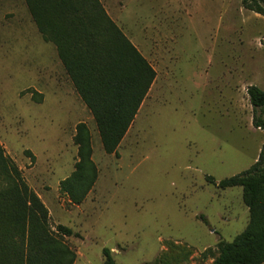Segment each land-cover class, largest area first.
<instances>
[{
	"label": "rangeland",
	"instance_id": "obj_1",
	"mask_svg": "<svg viewBox=\"0 0 264 264\" xmlns=\"http://www.w3.org/2000/svg\"><path fill=\"white\" fill-rule=\"evenodd\" d=\"M155 2L161 16L135 37L155 78L116 153L106 154L65 77L43 75L36 32L26 43L12 2L0 0V145L46 208L50 229L72 231L62 241L73 264H102L103 248L116 264H212L218 241L249 224L241 189L219 190L205 177L248 169L264 142L246 94L248 86L264 91V17L242 0ZM79 123L97 178L73 205L58 185L74 170Z\"/></svg>",
	"mask_w": 264,
	"mask_h": 264
},
{
	"label": "trees",
	"instance_id": "obj_2",
	"mask_svg": "<svg viewBox=\"0 0 264 264\" xmlns=\"http://www.w3.org/2000/svg\"><path fill=\"white\" fill-rule=\"evenodd\" d=\"M23 2L46 41L50 37L44 36L42 26L48 22L49 10L58 16L62 14L59 11L78 7L75 5L91 4L96 5L106 21L114 40L106 53L98 51L89 59L76 61L74 70L62 55L61 60L77 95L95 122L102 150L115 154L154 81V70L105 16L97 0ZM242 6L264 17V0H242ZM261 45L264 47V39ZM246 94L253 109L252 125L264 132V91L248 86ZM75 130L77 161L72 173L59 182L58 190L73 205H79L92 189L97 170L91 160L90 137L85 124L79 123ZM205 181L219 190L240 188L250 218L246 229L232 241H218V255L212 264H264V142L257 160L248 169L217 182L206 176ZM200 219L208 224L203 217ZM71 235L72 231L63 225H57L54 231L50 229L46 208L0 145V264H73L75 255L62 241ZM102 256V264H116L107 248L102 249Z\"/></svg>",
	"mask_w": 264,
	"mask_h": 264
},
{
	"label": "crops",
	"instance_id": "obj_3",
	"mask_svg": "<svg viewBox=\"0 0 264 264\" xmlns=\"http://www.w3.org/2000/svg\"><path fill=\"white\" fill-rule=\"evenodd\" d=\"M10 1L12 2L11 7H13L12 11L14 13L12 20L14 19L16 25L18 24L19 27L25 29L26 36L24 37L27 39L26 43H30L29 39L33 42L34 33L36 32V39L40 45L42 44L41 59L43 61V75L45 74L49 77L55 74L56 76L65 77L67 82L65 85L68 87L70 84L74 90L75 88L69 74L62 63L61 55L64 60L66 59L68 65H71L72 70H74L73 67L76 61L89 59L92 53L98 51L106 53L109 45H113L114 43L111 37L112 32L107 28L106 21L99 11H97L96 5H75L78 7L59 11L62 14H58V16L53 15L54 13L49 10V14L46 15L48 22L42 26L44 36L50 37L46 41L39 34L25 4L23 3L21 10H17L16 7L19 6V0ZM97 1L105 16L140 53V50L136 46L137 41H135V37L145 36V32H142L141 29L147 26L146 21L148 19L154 20L157 16H161L162 5L152 3L153 1L156 3L155 1L159 0ZM167 1L171 2L172 0H165L166 3ZM17 11L20 12L18 15L21 16L17 15ZM55 86L60 88L58 84ZM82 105L84 104L82 103Z\"/></svg>",
	"mask_w": 264,
	"mask_h": 264
}]
</instances>
